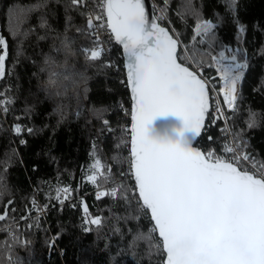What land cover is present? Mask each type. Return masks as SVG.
<instances>
[{
  "label": "trees",
  "instance_id": "1",
  "mask_svg": "<svg viewBox=\"0 0 264 264\" xmlns=\"http://www.w3.org/2000/svg\"><path fill=\"white\" fill-rule=\"evenodd\" d=\"M98 1L75 7L70 0H0V35L8 43L0 99L11 101L7 112L0 111V214L8 212L0 221V264H161L162 256L150 255L145 241L132 243L138 231L150 227L144 216L139 221L124 219L135 208V200L128 205L119 193L116 198H96L98 190L121 183L134 188L130 175H120L128 171L131 111L120 47L111 42L110 50L96 61L82 51L92 48L95 39L87 35L91 30L82 13ZM153 1L164 7L163 0ZM187 2L169 0L167 27L180 33L192 55L196 16L179 15ZM228 2L191 0V7L216 23L219 45L243 50L248 67L236 113L228 112L229 126L232 133L243 129L247 151L264 161V0H237L234 11ZM65 37L70 51L63 47ZM198 41L195 48L207 51V44ZM182 54L180 47L178 55ZM182 62L191 67L189 61ZM249 109L257 114L252 128L246 123ZM211 117L197 146L221 154L223 123L211 124ZM17 124L33 131L17 134ZM96 159L103 165L101 171L109 175L110 167L111 174L108 182L98 175L93 185L87 177L96 172L91 168ZM63 187L71 191L61 204L55 195ZM33 199L43 211L33 208ZM85 204L91 217L103 218L102 226L86 225ZM86 226L90 232L84 231Z\"/></svg>",
  "mask_w": 264,
  "mask_h": 264
},
{
  "label": "snow or ice",
  "instance_id": "2",
  "mask_svg": "<svg viewBox=\"0 0 264 264\" xmlns=\"http://www.w3.org/2000/svg\"><path fill=\"white\" fill-rule=\"evenodd\" d=\"M163 3V8L153 10L147 0H100L82 13L86 16L87 29L91 30L87 35L95 38L93 48L82 49L86 58L96 61L101 57L104 48L99 33L101 29L108 31L110 39L122 46L132 100L131 125L127 130L130 133L128 171L120 175H130L134 188L121 183L106 191L98 190L96 198H116L119 193L128 205L135 200L132 210L135 214L130 212L124 219L139 221L144 216L150 227L146 232L138 231L132 243L145 241L150 255L162 256L161 264H264V161L247 151L249 144L243 129L232 133L221 154L197 146L210 114L209 82L203 76L205 66L215 70L213 79L219 82L218 93L226 110L235 115L247 60L242 49L217 43L216 23L203 19L191 7V0L179 13L181 19L186 13L196 16L193 54L189 55L188 47L179 39L180 33L175 29L170 32L160 23L167 19L169 0ZM236 3L237 0H229L231 10H235ZM86 5L87 0H70V6ZM45 23L42 21L41 27ZM244 30L241 25L239 31ZM197 38L198 43L207 44V51L195 48ZM63 47L70 51L67 37ZM180 47H183L182 55H178ZM0 52V78H3L8 43L2 35ZM182 61H192L196 70ZM50 83L55 81L50 79ZM3 111L7 112L8 108L5 106ZM214 111L216 115L210 123L222 119L225 127L221 132H231L228 121L232 117L225 115V108L218 100ZM169 114L182 119L181 136L190 133L186 142L158 140L149 134L153 121ZM103 123L108 125L109 121ZM246 123L248 128L257 125V114L251 109ZM14 130L17 134L33 131L19 124ZM4 163L7 167V162ZM91 168L96 172L87 179L93 185H97L98 175L109 181L111 168L109 175H105L99 159ZM70 191L68 187L57 188L55 199L63 204L69 199ZM32 206L43 211L35 199ZM84 213L86 225L102 226L103 218L91 217L86 204ZM7 217L8 212L4 211L0 221ZM84 231L90 232L91 227L86 226ZM13 239L19 242L14 234ZM56 239L58 236L50 241L51 246ZM8 260L12 261L10 255Z\"/></svg>",
  "mask_w": 264,
  "mask_h": 264
},
{
  "label": "water",
  "instance_id": "3",
  "mask_svg": "<svg viewBox=\"0 0 264 264\" xmlns=\"http://www.w3.org/2000/svg\"><path fill=\"white\" fill-rule=\"evenodd\" d=\"M147 3H149L153 7L152 0H147ZM153 10H154V7H153ZM162 26H165V25H162ZM165 27H167V26H165ZM169 31H170V29H169ZM118 46L120 47V50H121V56L123 59V68H124L125 78H126V82H127L125 59L123 56L122 46H120V45H118ZM178 53H179V48H178ZM186 66H188V65H186ZM241 83H242V81L240 82L239 89H240ZM128 90H129V94H130V98H131L130 87H128ZM238 94H239V92H238ZM209 95H210V92H209ZM131 107H132V100H131ZM210 107H211V100H210ZM207 120H208V118L206 119V123H207ZM130 125H131V116H130ZM183 128H184V125H183L182 119L178 116L169 114L168 116L157 117L153 121V123L149 126V134L158 140H160V139L171 140L173 142L180 140L181 142H186L190 138V133L184 132V135L181 136V130H183ZM203 132H202V134H203ZM201 136L198 138V140L201 138ZM198 140H197V143H198ZM129 150H130V133H129ZM137 195H138V193H137Z\"/></svg>",
  "mask_w": 264,
  "mask_h": 264
},
{
  "label": "built area",
  "instance_id": "4",
  "mask_svg": "<svg viewBox=\"0 0 264 264\" xmlns=\"http://www.w3.org/2000/svg\"><path fill=\"white\" fill-rule=\"evenodd\" d=\"M99 2L100 1H98L97 3H99ZM152 3H153L154 10L160 8L153 0H152ZM97 11H99V9H97ZM156 14L158 15L159 12L157 11ZM95 23L98 24L99 21H96ZM160 23L162 25H165V26H169L170 27V23H169L168 19L163 20V21H160ZM99 35H100V41H101V43L103 45L104 51H109L110 50V44L114 40L110 39V35H109L108 31H106L104 29H101L100 30ZM93 47H94V45L92 46V48ZM191 68L193 70H196L195 65L192 64V63H191ZM207 69H210V72L206 71ZM244 73H245V71H244ZM203 76L209 82V92H210V100H211V107H210V114H211V116L216 115V113L214 111V108H215V103H216L217 100L220 102L221 106L225 108V115L229 116V114H228L229 111L226 110V106L223 104L222 95H220L218 93L219 82H218V80H214L213 79V77L216 76L215 70L213 68L205 67ZM121 82L123 83L124 80H121ZM5 101H7V100L6 99H0V111H3V108L6 106ZM221 121L223 123V127H225L224 121L222 119H221ZM21 127L24 128V125H21ZM228 127L230 128L229 121H228ZM224 136H225V142L226 141H230L232 139V131L231 132H228V133H225ZM41 208L44 209V206H41Z\"/></svg>",
  "mask_w": 264,
  "mask_h": 264
},
{
  "label": "rangeland",
  "instance_id": "5",
  "mask_svg": "<svg viewBox=\"0 0 264 264\" xmlns=\"http://www.w3.org/2000/svg\"><path fill=\"white\" fill-rule=\"evenodd\" d=\"M190 63H192V61H189Z\"/></svg>",
  "mask_w": 264,
  "mask_h": 264
}]
</instances>
